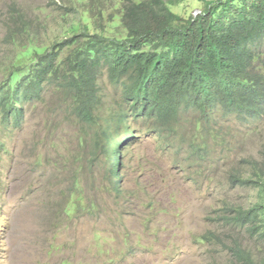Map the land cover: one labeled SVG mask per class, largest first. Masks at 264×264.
Wrapping results in <instances>:
<instances>
[{
    "label": "rangeland",
    "instance_id": "obj_1",
    "mask_svg": "<svg viewBox=\"0 0 264 264\" xmlns=\"http://www.w3.org/2000/svg\"><path fill=\"white\" fill-rule=\"evenodd\" d=\"M165 1L185 17L201 6L199 0ZM88 2L0 0V85L29 41L49 47L86 24L94 31L84 11ZM102 84L108 117L118 92L106 76ZM45 98L25 108L21 127L0 125V264H232L229 248L235 244L263 264L262 243L223 217L264 201L258 189L234 185L228 177L236 169L245 177L254 174L247 160L260 156L263 122L232 118L230 157L216 169L190 164L183 150L166 147L132 123L131 137L119 149L120 181L113 180L105 158L91 168L81 161L79 193L71 196L70 174L63 170L68 146L62 130L50 133L47 115L60 97L49 89ZM116 124L108 128L110 147L115 138L130 136L125 128L115 130ZM192 133L198 129L189 127ZM260 161L264 165V157Z\"/></svg>",
    "mask_w": 264,
    "mask_h": 264
},
{
    "label": "trees",
    "instance_id": "obj_2",
    "mask_svg": "<svg viewBox=\"0 0 264 264\" xmlns=\"http://www.w3.org/2000/svg\"><path fill=\"white\" fill-rule=\"evenodd\" d=\"M116 1L85 4L94 31L86 24L49 47L29 41L0 85V125L5 127H21L25 108L44 102L49 89L60 97L47 115L50 133L62 130L68 146L63 170L70 174L71 196L79 193L82 172L76 165L81 161L91 168L105 158L113 180L120 181L119 149L131 137L132 123L166 147L183 150L190 164L215 169L230 157L232 118L264 126V0H199V12L188 17L165 0H120L119 9ZM105 76L118 92L108 117ZM113 122L115 130L125 128L130 136L115 138L110 147ZM189 127L199 134L188 136ZM259 155L247 160L253 175L236 169L229 181L264 194V145ZM234 213L223 217L264 246V201ZM229 250L236 258L232 264H258L240 244Z\"/></svg>",
    "mask_w": 264,
    "mask_h": 264
}]
</instances>
